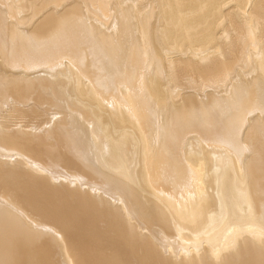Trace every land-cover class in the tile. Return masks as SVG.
<instances>
[{
	"label": "bare ground",
	"instance_id": "obj_1",
	"mask_svg": "<svg viewBox=\"0 0 264 264\" xmlns=\"http://www.w3.org/2000/svg\"><path fill=\"white\" fill-rule=\"evenodd\" d=\"M52 256L264 264V0H0V264Z\"/></svg>",
	"mask_w": 264,
	"mask_h": 264
},
{
	"label": "rangeland",
	"instance_id": "obj_2",
	"mask_svg": "<svg viewBox=\"0 0 264 264\" xmlns=\"http://www.w3.org/2000/svg\"><path fill=\"white\" fill-rule=\"evenodd\" d=\"M30 105H31V104H30ZM30 105L28 104L29 107H30ZM26 107H27V106H26ZM59 116H60V115H59ZM57 117H58V115H57ZM21 121H22V120H20V121L17 120V121H16L17 124H15V123H14L15 121L13 120L12 122H13L14 124L11 123L10 125H15V126H16L15 128H18L19 126H17V125L19 124L20 126H22V125L25 126V128L27 129L28 126H26V122H25V125H24V124H23V123H24V120L22 121L23 123H22ZM10 122H11V121H10ZM18 122H19V123H18ZM8 124H9V122H8ZM21 124H22V125H21ZM10 127H11V129H14V128H12V127H14V126H10ZM20 128H21V127H20ZM22 129H23V127H22ZM38 130H40V129H38ZM38 130H37V131H38ZM37 131H36V132H37ZM51 170H52V168H51ZM55 170H56V169H55ZM55 170H54V171L52 170V172H56ZM57 171H59V170L57 169Z\"/></svg>",
	"mask_w": 264,
	"mask_h": 264
},
{
	"label": "water",
	"instance_id": "obj_3",
	"mask_svg": "<svg viewBox=\"0 0 264 264\" xmlns=\"http://www.w3.org/2000/svg\"><path fill=\"white\" fill-rule=\"evenodd\" d=\"M53 257V256H52ZM52 259H54V264H58L57 262H58V260L55 258V257H53Z\"/></svg>",
	"mask_w": 264,
	"mask_h": 264
}]
</instances>
